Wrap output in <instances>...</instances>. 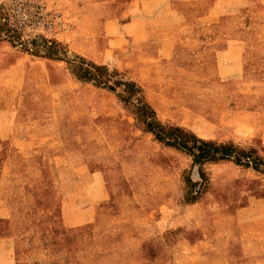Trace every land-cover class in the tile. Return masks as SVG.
Segmentation results:
<instances>
[{"label":"rangeland","instance_id":"obj_1","mask_svg":"<svg viewBox=\"0 0 264 264\" xmlns=\"http://www.w3.org/2000/svg\"><path fill=\"white\" fill-rule=\"evenodd\" d=\"M15 1L42 4L55 21L53 29L46 34L18 29L8 12ZM77 2L0 0V41L11 42L20 52L63 63L60 72L52 75V85L35 83L23 90V97L22 89L10 92L0 80V109L8 114L16 108L32 110L25 116L27 122L49 127L45 132H30L31 136H47L44 140H49L50 145L47 162L20 163V172L16 171V163H9L8 155L2 160L0 204L13 206V217L12 222L0 219V237L14 238L11 250L15 263L12 264H171L173 254H152L147 247L152 243L143 241L151 235L154 217L163 213L148 216L140 203L154 197L164 202V197L174 188L173 179L183 204L200 201L212 187L211 164L204 165L206 179L202 180L186 152L166 147L146 132V117L139 108L143 103L148 104L161 124L179 127L218 145H233L239 152L252 154L264 163V143L249 130L253 117L239 110L240 100L234 93L223 91L214 82V66L210 61L215 42L222 45L233 37L264 40V14L251 17L248 8L239 11L232 7L213 23L210 19L206 21L200 30L182 23L178 12L186 6L184 1L123 0L121 4L129 11L122 22L129 27L122 26L118 33L106 27L118 0H80L81 6L88 9L81 28L75 25L78 19L73 17ZM211 5L208 0L202 15H206ZM258 5L257 14L264 7ZM168 6L173 7L171 11ZM70 32L73 35L67 37L74 38V44L64 38ZM169 33L178 40L170 58L164 57L166 54L162 56L160 42ZM47 40L52 45H47ZM77 57L107 67L117 93L93 83H62L60 79L65 76L76 80L68 62ZM0 78L4 76L1 74ZM122 82L135 83L141 92L127 95ZM118 94L129 98L120 100ZM3 119L5 124L11 121L9 115ZM51 124H60L66 145L77 147L81 141L83 147L75 151L80 159L76 158L75 163L67 157L58 161V132ZM96 141L106 147L105 152L102 150L97 155L108 161L94 162L91 148ZM69 149V153L74 151ZM72 167L81 175L80 196L85 202L89 197L84 186L89 172L98 171L99 167L107 169L111 199L102 205L101 214L93 224L66 227L53 233L48 227V233L43 232L47 212L34 211V197L70 190ZM240 167L237 181L241 194L264 199V172ZM261 168L264 170V166ZM151 170H156L155 178ZM167 172L171 175L165 176ZM185 211L183 207L182 217ZM180 256L179 261L184 264V254Z\"/></svg>","mask_w":264,"mask_h":264},{"label":"crops","instance_id":"obj_2","mask_svg":"<svg viewBox=\"0 0 264 264\" xmlns=\"http://www.w3.org/2000/svg\"><path fill=\"white\" fill-rule=\"evenodd\" d=\"M122 1L118 0L117 9L114 14L109 15L110 21L106 24V27L110 26L118 30V33H121L124 26L122 20L128 15L125 16V12L129 11L127 7H123ZM155 1L161 3L162 0ZM180 1L186 3V6L178 12L182 23L200 30L207 24L206 21L210 19L213 23L217 17L224 15L232 7L238 8L239 11L248 8L251 17L264 14V7L261 6L264 0H211L212 5L205 16L202 15V10L208 0ZM257 4L261 6L258 14V11H255ZM76 6L77 10H74L73 17L78 19L75 25L81 28L84 17L88 15V9L85 5L81 6L80 0ZM168 8L171 11L173 7L168 6ZM144 18L142 17L143 20ZM67 34L70 36L73 32L66 33L64 38L74 44L75 39L72 37L70 39ZM160 42L162 56L166 54L168 56L164 57L170 58L178 40L169 33L168 38H163ZM213 46L210 61L214 66V82L223 91L236 95L240 100L239 110L253 117L254 123L249 124L251 127L249 130L253 131L252 136L264 143V40L233 37L226 39L222 45L215 42ZM59 67H63L62 62L20 52L11 42L0 41V75L4 76L0 80L8 86L10 92L22 89L21 97L25 95L23 90L27 87L31 88L35 83L52 85L54 82L52 75L60 72ZM60 80L62 83L78 81L67 76ZM15 110L14 113L10 111L8 114V111L0 109V178L3 175L1 162L7 155L9 163L17 164V172H20L18 164L45 163L47 156L50 155L49 140H44L47 136L30 134L32 131L45 132L49 126L40 122H27L25 116L32 112L30 109ZM233 111L237 113L236 108ZM5 115L10 116L9 124L4 123ZM51 126L58 132L56 134L60 148L58 161L67 157L75 163L76 158L80 159L79 152L76 155L75 151L83 147L81 141L77 142V147L75 144L72 147L66 145L65 134L61 133L63 130L60 124H51ZM68 146L74 151L69 153ZM34 147L39 149L35 150ZM54 147L56 148L57 145ZM105 149V145L101 142L94 143L91 148L94 162L108 161L104 160L103 156L97 155V152L102 150L105 152ZM73 169V187L70 190L64 189L62 193H45L34 197V211L47 212L48 218L42 225L43 232L47 231L48 227L51 228L50 233H53L65 230L66 227L78 228L93 224L101 214L102 205L111 199V183L107 169L99 167L100 170L89 172L88 183L84 185L89 193L86 202L82 201L80 196L81 175L77 170L75 171V167H72ZM240 169L241 167L233 162L211 164L209 171L212 187L200 201L195 203L183 204L180 201L182 194L179 193L174 179V188L170 191L172 193L164 197V202L160 201V197L143 200L140 203L141 209L148 216L153 217L163 213L154 217L151 235L146 238L147 240H143L152 243L147 246L150 252L173 254L171 264H182L179 261L182 257L180 254H184V264H264V199L241 194L237 181V173L241 171ZM151 171L152 178H155L156 170ZM169 174L171 175L167 172L165 176ZM183 207L186 211L182 217L180 213ZM12 217L13 206L0 204V219H8L12 222ZM13 242L12 235L0 237V264L15 263L13 249L11 250Z\"/></svg>","mask_w":264,"mask_h":264},{"label":"trees","instance_id":"obj_3","mask_svg":"<svg viewBox=\"0 0 264 264\" xmlns=\"http://www.w3.org/2000/svg\"><path fill=\"white\" fill-rule=\"evenodd\" d=\"M68 64L76 80L88 84L93 83L101 89L117 93L116 87L111 85L107 67L88 63L81 57H77L76 60L68 62ZM121 84L124 85V92L129 96L141 92V89L135 83L122 82ZM118 97L120 100L125 101L128 96L125 97L118 94ZM139 109L146 117V132L154 135L155 139L164 146L186 152L193 159L194 166L198 168L199 176L202 180L206 179L203 171V167L206 164L233 162L238 166L253 168L257 172H264L261 168L264 163L260 158H254L252 154L239 152L233 145H218L214 142L200 139L196 135L188 134L179 127L165 126L158 121L155 110L148 104L143 103Z\"/></svg>","mask_w":264,"mask_h":264},{"label":"built area","instance_id":"obj_4","mask_svg":"<svg viewBox=\"0 0 264 264\" xmlns=\"http://www.w3.org/2000/svg\"><path fill=\"white\" fill-rule=\"evenodd\" d=\"M8 12L11 21L19 27L18 29L27 32L34 31L46 34L45 32L52 30L55 25V21L51 20L43 5L39 3L25 4L15 1ZM56 19L58 18L56 17ZM46 44L52 45V42L47 40Z\"/></svg>","mask_w":264,"mask_h":264}]
</instances>
